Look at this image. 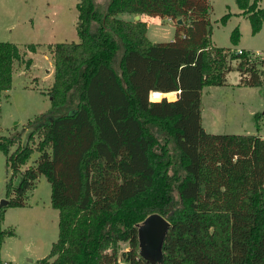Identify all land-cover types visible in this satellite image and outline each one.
<instances>
[{
	"label": "trees",
	"instance_id": "trees-1",
	"mask_svg": "<svg viewBox=\"0 0 264 264\" xmlns=\"http://www.w3.org/2000/svg\"><path fill=\"white\" fill-rule=\"evenodd\" d=\"M260 1L237 0L253 33L264 20ZM77 8L79 41L48 44L50 109L29 121L26 145L12 151L17 134L0 135L12 170L0 221L7 207L27 205L44 175L59 235L39 264H120L123 244L125 263L152 264L140 254L138 226L155 212L171 222L157 264H195L186 247L195 217L228 218L220 264H264V136L211 133L202 122L204 88L227 84L231 71L239 85L264 86V55L236 47L238 26L235 46L213 43L210 0H79ZM121 13L183 22L172 40L152 41L146 20ZM23 58L18 44L0 41V93ZM35 149L39 157L27 165Z\"/></svg>",
	"mask_w": 264,
	"mask_h": 264
},
{
	"label": "rangeland",
	"instance_id": "rangeland-1",
	"mask_svg": "<svg viewBox=\"0 0 264 264\" xmlns=\"http://www.w3.org/2000/svg\"><path fill=\"white\" fill-rule=\"evenodd\" d=\"M94 1L104 6L109 0ZM78 2L0 0V41L14 42L24 53L23 60L15 62L11 89L7 93H0V135L17 134V140L11 146L12 151L18 145L29 142V121L51 107L49 88L53 83L51 80H54L50 78L54 62L48 44L79 41ZM210 2L214 44L235 46L231 33L238 26L241 33L238 45L264 55V20L260 31L253 33L251 21L247 15L240 13L237 0ZM260 5L264 8V0L260 1ZM228 13L230 15L226 21H222L221 18ZM120 16L129 18L132 15L121 13ZM148 17L145 20L151 37L153 32H159L158 41H169L175 37L177 21L158 16ZM30 43L38 44L36 52L29 50ZM123 51L120 43L118 61ZM29 58H32V63L27 65L26 60ZM236 82L239 83V74L231 71L227 84L204 88L202 122L205 130L211 133H259L264 136V86L236 85ZM173 96L175 98L176 94L167 97L174 99ZM256 113L260 115L256 117ZM34 139L31 144L36 146L40 139L38 133ZM39 154L35 149L27 164H34ZM11 174L7 154L0 150V206L1 201L7 198L6 184ZM19 180L20 176L15 177L13 184L16 186ZM174 198H178L176 191ZM227 221V217L215 222L199 217L193 219L191 238L186 247L195 264H220L227 255L224 241ZM58 235L59 210L51 204L50 182L41 175L28 194L26 206L7 207L5 210L4 218L0 221V264H39L38 261L49 254ZM126 248L127 245H121L120 264H126L121 257Z\"/></svg>",
	"mask_w": 264,
	"mask_h": 264
},
{
	"label": "water",
	"instance_id": "water-1",
	"mask_svg": "<svg viewBox=\"0 0 264 264\" xmlns=\"http://www.w3.org/2000/svg\"><path fill=\"white\" fill-rule=\"evenodd\" d=\"M136 19H140L136 15ZM183 22L182 18L177 20L178 24ZM9 199H3L1 206L8 203ZM171 222L164 215L155 212L148 215L138 226L140 254L152 264L162 261L163 244L168 233Z\"/></svg>",
	"mask_w": 264,
	"mask_h": 264
},
{
	"label": "crops",
	"instance_id": "crops-1",
	"mask_svg": "<svg viewBox=\"0 0 264 264\" xmlns=\"http://www.w3.org/2000/svg\"><path fill=\"white\" fill-rule=\"evenodd\" d=\"M240 13H241V11H240ZM132 15V14H131ZM139 16H140V19H143V20H145V18H147L149 15H146V14H139ZM151 17V16H150ZM153 17V16H152ZM149 18V17H148ZM126 19H136V15H132L131 17H129V18H126ZM163 19H165V20H171L170 18H163ZM150 32H149V25H148V31H147V36H148V38L150 39V40H152V41H158L157 40V37H159V32H153V38L150 36V34H149ZM162 37H163V34H162ZM236 47H238V48H243L242 46H239V45H237ZM257 52V51H256ZM229 75V74H228ZM50 78L51 79H53L54 78V66L51 68V74H50ZM52 82H53V80H51ZM236 85H238V82H236L235 83ZM9 90H7V91H3L4 93H7ZM2 92V93H3ZM160 93V98H161V96H162V92H159ZM173 98H174V96H173ZM1 106V105H0ZM27 165H31V164H27ZM26 165V166H27ZM127 264V263H126Z\"/></svg>",
	"mask_w": 264,
	"mask_h": 264
},
{
	"label": "bare ground",
	"instance_id": "bare-ground-1",
	"mask_svg": "<svg viewBox=\"0 0 264 264\" xmlns=\"http://www.w3.org/2000/svg\"><path fill=\"white\" fill-rule=\"evenodd\" d=\"M152 94H153L152 97H153L154 100H159L160 99V93L159 92L156 91V92H153Z\"/></svg>",
	"mask_w": 264,
	"mask_h": 264
},
{
	"label": "built area",
	"instance_id": "built-area-1",
	"mask_svg": "<svg viewBox=\"0 0 264 264\" xmlns=\"http://www.w3.org/2000/svg\"><path fill=\"white\" fill-rule=\"evenodd\" d=\"M176 94V93H175ZM5 264H7V263H5Z\"/></svg>",
	"mask_w": 264,
	"mask_h": 264
}]
</instances>
